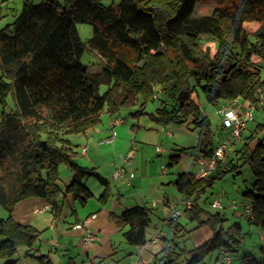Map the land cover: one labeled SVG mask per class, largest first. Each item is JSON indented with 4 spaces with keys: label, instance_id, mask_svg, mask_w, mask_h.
<instances>
[{
    "label": "trees",
    "instance_id": "16d2710c",
    "mask_svg": "<svg viewBox=\"0 0 264 264\" xmlns=\"http://www.w3.org/2000/svg\"><path fill=\"white\" fill-rule=\"evenodd\" d=\"M198 1L116 0L103 5L101 0H23L15 19L0 28V206L8 212L0 217L1 264H17L10 258L20 246L38 264H52L47 255L29 252L40 231L13 218L18 201L42 198L58 218L67 195L80 205L93 196L84 182L87 177L103 186L98 201L108 199V180L94 167L75 162L77 152L68 138L95 127L104 111L111 117L120 106L138 102L139 94L149 100L158 86L170 105L161 100L149 118L162 126L185 125L196 131L195 153L209 156L216 144L199 110L196 87L209 103H257L264 87L258 65L264 60V0H214L209 14L194 15ZM246 22L257 27L253 39ZM77 23L92 25L87 40H81ZM87 49L103 59L100 71L90 72L82 63ZM100 84L107 85L102 93ZM8 95L14 104L11 111L4 109ZM142 113L140 109L133 115ZM258 127L236 152L252 171L251 188L245 192L252 214L246 217L263 234V244L260 261L247 256L241 264H264V132L256 135L264 126ZM187 150L172 152L168 165L178 163ZM61 165L72 172L64 187L58 185ZM238 166L227 159L206 177L183 172L173 181L182 199L192 202L184 212L196 224L194 229L206 226L210 235L187 249L184 242L191 230L178 220H167L171 237L162 239L155 264H201L214 251H238L240 224L225 226L221 212H209L200 203L216 179ZM150 214V208L134 205L113 217L119 230L126 229L128 245L146 243ZM66 264L76 262L68 257Z\"/></svg>",
    "mask_w": 264,
    "mask_h": 264
},
{
    "label": "crops",
    "instance_id": "0c3cea01",
    "mask_svg": "<svg viewBox=\"0 0 264 264\" xmlns=\"http://www.w3.org/2000/svg\"><path fill=\"white\" fill-rule=\"evenodd\" d=\"M243 103L246 102L243 101ZM124 122L125 120L115 127V140L112 144H106L109 147L104 150V152L111 154L109 157L112 158L109 162L112 168L111 173L105 177L99 172L103 165L97 160V157L102 154L100 149L102 147H98L95 158L91 157V160L88 159L84 162L90 161V167H94L102 177L108 180L110 195L105 203L101 204L97 199L103 190V186H96L95 190H92L89 186L90 177H87L84 182L93 196L84 205H80L72 200L70 194L67 195L58 218L53 217L48 203L39 197L25 198L15 204L12 211L13 218L22 224H30L40 231V236L29 250L30 253L47 255L52 264H66L68 257H73L76 264H128L137 256L140 257L143 264H150L155 260V254L162 248V239L171 237V231L166 226V221L173 205L184 211L182 197L176 191L173 181L179 174L190 172V169L188 165H184L176 176H172L173 173L170 172L172 165H168L170 163L169 157L165 165L161 161L162 154L168 152L170 155L175 149L174 146L164 147L166 138H171L173 133L169 125L157 124L158 128L154 130L151 125L149 128L155 132V137L151 141L153 144L149 145L150 142L136 141L139 139V124L137 126L134 122L128 127L123 125ZM107 127L108 125L99 131L96 129L88 130L82 135L86 139L89 138L90 134L98 135L96 144L103 146L104 143H99V140L107 135ZM224 132L223 139L229 136L227 129H224ZM150 140L148 139V141ZM220 140H222L221 137L215 144ZM70 141L72 142V140ZM232 150L234 151V147ZM87 152L88 148L84 154L81 152L80 155L85 156ZM124 153L128 155L126 162H122L120 159V154ZM189 155L192 164L195 166V158L200 154ZM231 155L229 150L228 156ZM155 156H158L159 159H153ZM190 157H188L187 164L190 162ZM158 160L160 161L159 165L157 164ZM75 162L78 163L76 159ZM78 165L87 167L85 164ZM117 165H122L124 171L120 176L114 177L113 172ZM131 172L133 173L132 176H130ZM59 177L58 185L64 187L72 179V172L68 167H61ZM168 185H170V189L166 187ZM134 205H142L151 209L150 224L146 227V244L144 245H128L123 237V232L126 229L119 230L113 222L114 216L120 215L124 208ZM233 207L236 208V204ZM73 210L74 213H72ZM91 215L94 217H90ZM181 216L187 215L183 212ZM180 217L177 219L179 223ZM155 218L158 220L155 221ZM85 219H87V229L95 235V239L91 243L82 240L83 229L73 227L74 224L83 222ZM157 232L158 240L148 242L151 236ZM209 235V229L202 226L193 232L191 231L189 237H193L196 245H198ZM26 249L25 246L18 247L21 254L18 255L17 252L19 251L17 250L10 259L16 260L17 264H38L34 257L25 255ZM3 261L4 259H0V264Z\"/></svg>",
    "mask_w": 264,
    "mask_h": 264
},
{
    "label": "rangeland",
    "instance_id": "374dc122",
    "mask_svg": "<svg viewBox=\"0 0 264 264\" xmlns=\"http://www.w3.org/2000/svg\"><path fill=\"white\" fill-rule=\"evenodd\" d=\"M33 3H38L41 0H30ZM237 1V0H235ZM23 0H0V28L5 27L6 25L10 24L17 14L20 11L21 5ZM113 2H116V0H101V3L103 5H109ZM214 0H200L196 4L194 8V15H201V14H209L213 7H214ZM76 28L78 31V34L81 38V40L85 41L87 40L91 34H92V25L88 23H77ZM245 28L251 32V39L254 38L255 30L257 27H255L251 22L245 23ZM205 43H208L207 41ZM82 63H84L90 72H98L101 70L103 66V59L101 56L94 50L87 49L82 57H81ZM260 69H261V77L264 78V60L258 63ZM107 88L106 84H100L98 91L102 93ZM263 90V96L261 99L257 101L255 104V107L252 111V119L249 120L244 128L241 130V137L239 140L234 141L233 143H229L227 146V149L225 151V157L226 159L230 160L232 164L239 165L234 170L228 172L225 174L222 178L216 179L211 188H209L206 193L201 197V205L204 207L205 210L209 212H221L226 217L225 226L231 225L233 223L240 224L242 228V243L241 247L238 249V251L235 252H220V251H214L210 255H208L203 263L201 264H239L244 257L251 256L257 259L258 261L261 260V252L260 247L263 244V241L259 238L260 232L255 227L254 224L248 223L247 217L243 214V207L241 202H248L250 199L247 195H245V192L251 188V184L253 181V175L252 171L249 167V165L242 163V159H239V155L237 154V150L240 148L243 140L254 132V129H259V125L264 126V87ZM195 96L197 97L199 110L201 112L202 116H206L209 124H210V130L212 133V140L214 143L218 141V139L221 137H224L225 134L224 129L221 124V116L218 112V109L221 105H230L231 102L227 101H218L215 103H209L206 100V97L204 93L200 90L199 87H196L195 89ZM136 99L138 102L136 103H130L128 105L120 106L119 108V116L122 117L125 122L123 125L130 127L132 123L135 122V124H139L138 126V140H143L145 142L153 144L151 141L155 137L154 129L158 128V125L156 122L152 121L149 118V114L154 112L156 108L160 106V101L165 100L169 105L170 103L168 100H166L163 95L160 92H157L156 97H153L149 100H146L143 98L141 94L136 96ZM238 103L240 104L241 108H244L246 106V103H243L242 100L238 99ZM245 104V105H244ZM4 109L6 111H11L14 109V104L11 99V97L8 95L6 98V103L4 106ZM140 109L144 110V113L140 115H133L136 113V111H139ZM3 110V106L0 103V113ZM109 116L107 112H103L101 115V121L98 123L95 127L91 128L101 130L108 125L109 122ZM134 120V121H133ZM153 126V130L150 129V126ZM169 128L172 129V137L166 138V142H164V147L168 148L169 146H174L175 149L173 150V153H176V149L179 148H189L186 152L182 153L180 156V159L178 163L172 165L171 173H173L172 176H176L177 172H179L184 165H188L190 172L196 171V166H194L192 163V159L189 154H194L196 151L194 149V146L197 144L198 137L197 132L194 130H191L190 128L186 127L185 125H169ZM264 130L260 133L257 132L256 135L260 137L263 134ZM70 140H72L74 144V148L77 152V155L75 159L78 161L77 164L86 165L88 168H90V161L88 163H84L85 160L87 161L91 157L95 158L94 156L97 154V151L100 147L102 154H100L97 157V160L101 163L102 167L100 174L102 176L107 177L109 173H111V165L109 162H111L112 158L110 159V153L104 152L107 146L106 144H103V146H98L97 140L98 135L96 134H90L89 138L86 139L82 134H71L68 136ZM101 137L100 139H102ZM148 139H151L148 141ZM254 143V141H252ZM218 144V143H217ZM216 144V145H217ZM86 145L88 148V152L85 156L80 155L81 154V147ZM152 146V145H151ZM159 146V145H157ZM99 147V148H98ZM230 147V148H229ZM234 147V151L232 148ZM231 151V156H228V151ZM94 152V154H93ZM169 154L168 152L165 154H162V160L164 165L168 162ZM188 157H190V162L187 164ZM153 159H159L158 156L153 157ZM91 160V159H90ZM159 161V160H158ZM160 161L157 163L159 165ZM81 166V165H80ZM64 167V165L60 166ZM59 170V171H60ZM170 174V173H169ZM2 175L1 169H0V177ZM89 186L92 190H95L94 188L100 187L101 184L93 177L89 178ZM171 188L170 185L166 186ZM213 199H218L222 205V209H217L215 207H212L210 205L211 201ZM233 203L236 204V208L233 207ZM8 215V212L0 206V217L5 218ZM160 216V215H159ZM168 218V216H167ZM158 218H155V221H157ZM180 223L184 225L187 229L191 230L192 232L195 230V223L190 222L187 218V216H181L180 217ZM167 226V224H166ZM168 227V226H167ZM184 245L187 249H191L194 246H196V241L193 237H189L185 240ZM19 254H21L20 250H18ZM224 256L230 257V262L223 261ZM160 257V255H159ZM183 264L182 262H180ZM150 264H155L154 262Z\"/></svg>",
    "mask_w": 264,
    "mask_h": 264
},
{
    "label": "built area",
    "instance_id": "2783aa9c",
    "mask_svg": "<svg viewBox=\"0 0 264 264\" xmlns=\"http://www.w3.org/2000/svg\"><path fill=\"white\" fill-rule=\"evenodd\" d=\"M159 87H154L153 97H156L157 92L159 91ZM258 99L260 100L263 96V90L258 91ZM230 105H221L218 109V112L221 116V124L222 127L229 131V136L225 139H222L218 142V144L214 147L213 152L209 156H197L195 158V166L196 171L192 174L196 178H203L210 175L217 164L224 165L226 163L225 151L227 146L232 141H236L240 139L241 130L244 128L245 124L252 119V111L255 107V104L247 103L244 108L240 107L238 103V99H234ZM124 119L120 117L118 114L112 115L110 117L108 127L106 129L107 135L99 140V143L104 144H112L116 137L115 127L123 123ZM96 131H99L96 129ZM135 148V145H133ZM87 147H81V152L84 154L86 152ZM120 159L122 162L128 161L127 154H120ZM124 169L122 165H117L114 169L113 176L118 177L123 173ZM133 173H130L132 176ZM182 204L184 209L189 208L192 204L190 199H182ZM212 207L217 209H222V205L218 199H213L210 203ZM243 214L247 217H251L252 214V205L249 202H243ZM235 206V204H233ZM183 210L178 208L176 205H173L167 220L176 221L182 214ZM90 217H94L91 215ZM74 228H81L84 230L82 234V240L86 243H91L95 239V235L87 229V219L83 222L77 223L73 225ZM263 238V234L260 235V239ZM158 240V232L151 236V239L148 242H155ZM146 244V243H145ZM223 261L230 262L229 256H224ZM128 264H143L140 257L137 256L133 260H131Z\"/></svg>",
    "mask_w": 264,
    "mask_h": 264
}]
</instances>
